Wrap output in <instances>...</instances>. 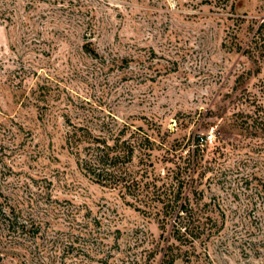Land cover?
Returning <instances> with one entry per match:
<instances>
[{
  "label": "rangeland",
  "instance_id": "1",
  "mask_svg": "<svg viewBox=\"0 0 264 264\" xmlns=\"http://www.w3.org/2000/svg\"><path fill=\"white\" fill-rule=\"evenodd\" d=\"M263 19L264 0H0V199L42 225L22 244L0 232V264H102L54 243L78 220L100 221L84 231L109 264H146L161 230L145 197L97 183L67 143L104 123L149 135L160 185L184 181L217 221L176 264H264V136L236 124L264 117V65L243 53Z\"/></svg>",
  "mask_w": 264,
  "mask_h": 264
},
{
  "label": "trees",
  "instance_id": "2",
  "mask_svg": "<svg viewBox=\"0 0 264 264\" xmlns=\"http://www.w3.org/2000/svg\"><path fill=\"white\" fill-rule=\"evenodd\" d=\"M239 49L241 50V47ZM243 53L253 60V63L258 66V72H261L262 64L264 65V19L258 23L252 39ZM257 112L258 110L253 111L255 116L240 113L238 116L241 117V121L238 122V118L236 124L243 131L255 136H264V117L257 115ZM128 128L131 127L126 125L121 129L113 128L108 123H104L103 129L107 131L96 134L88 125H74L69 133L67 143L75 154L79 166L92 175L97 183L120 188L127 195L137 193L139 196L145 197L144 201L141 200L144 203L143 208L137 207V209L145 215L153 216L161 230V243L158 242L153 249L145 251L146 264H154L159 254L161 255L159 264L190 261L192 256L200 258L197 244L201 243L202 246L208 242L215 233L214 229L218 226L217 221L210 217L199 203L194 206L190 198L184 196V181L175 183L173 177L170 183L162 182L160 185L163 178L157 176L151 169L155 142L149 135H145L144 139H140V142L133 140L132 134L130 138H126ZM202 140L204 141V138ZM201 144L200 140L196 143L199 150ZM138 151H140L141 158L139 163L144 165V168L141 169L143 171L141 176L139 171H134L128 166V163L134 161ZM145 159H147V164ZM194 182L192 178V186H194ZM194 193V198L198 201L203 200L202 191L200 194L197 190ZM205 206H209V204ZM94 223L78 220V227L75 229L79 232L77 235L74 231L66 238H58L54 243L60 242L63 249L69 254L76 251L91 259H95L94 255L102 254V257L97 261L109 264L112 254L104 251V237H100V233H96L95 230L84 231L91 225L99 226L101 224L99 220H95ZM41 227V223L32 217L24 216L21 211L0 199V232L6 237L11 238L15 243L22 244L27 239L36 238L41 232ZM115 232L118 235L121 234L119 229ZM115 239L118 241L119 238ZM142 243L143 241H140L135 246L140 247ZM115 247L119 248L118 242ZM134 264H138V262L136 261Z\"/></svg>",
  "mask_w": 264,
  "mask_h": 264
}]
</instances>
